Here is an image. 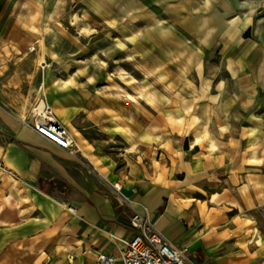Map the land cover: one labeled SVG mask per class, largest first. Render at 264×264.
I'll list each match as a JSON object with an SVG mask.
<instances>
[{"label":"crops","instance_id":"1","mask_svg":"<svg viewBox=\"0 0 264 264\" xmlns=\"http://www.w3.org/2000/svg\"><path fill=\"white\" fill-rule=\"evenodd\" d=\"M3 1L0 264L119 259L135 211L196 264H264V29L255 11L237 0ZM216 48L234 51L224 62L235 75L214 93L215 77L191 89L190 71ZM40 52L53 66L42 75L46 100L74 138L94 149L120 129L134 134L126 170L104 149H86L84 164L11 114L20 110L14 88L37 74L21 66ZM121 62L140 72L126 93L115 87L125 76L109 66ZM173 123L184 132L175 141ZM114 183L126 204L107 186Z\"/></svg>","mask_w":264,"mask_h":264},{"label":"rangeland","instance_id":"2","mask_svg":"<svg viewBox=\"0 0 264 264\" xmlns=\"http://www.w3.org/2000/svg\"><path fill=\"white\" fill-rule=\"evenodd\" d=\"M3 0H0V6L3 4ZM237 4L239 8H250L255 11V21L256 23L262 22V28L264 29V0H237ZM78 9V7H76ZM252 13V12H249ZM246 13L243 14V17H245ZM46 34L47 36L49 35V27L47 26L46 28ZM81 32L79 31L78 33L76 32H70V34H80ZM83 34L85 32H82ZM246 37H252L251 32L247 33ZM37 45H32L30 48L35 47ZM31 52V51H30ZM234 51H231L229 48H216V49H211L209 52L206 54V62L197 65L195 68H193L190 71V87L191 89L193 88L195 91L196 90H203L205 88V82L209 77L214 78L211 82L210 85V92L214 93L215 92V84L218 81H224L226 82L228 77H229V71H235L232 68V65L230 63H225L224 61L229 58L231 54H233ZM37 53V51H35ZM261 56L264 55V48L260 50ZM45 60L46 64L41 65L42 61ZM228 65H231V69L228 68ZM44 66V67H43ZM104 66L106 67L107 65H104L102 63H98L97 67L98 69ZM111 66V72H117L119 71L120 74H123L121 76H125L124 78H121V81L119 82V85L115 83L116 88H120L126 92H130V87L134 83H137L135 79L140 78V72L139 70L135 69L134 65L128 64V62H121V65L113 64L109 65ZM121 66V67H119ZM49 67H53L51 63L45 58L42 52H40L39 55H37V59L34 62V65L32 64H24L21 66L22 73H25V70L28 72L36 70L37 74L33 78H29L28 76L26 77V80L23 81L22 87H15L14 89H18L20 95L18 97L14 98V103L15 105H18L20 110L15 111V113H11L14 116L16 114H20L22 117H28L30 115L32 106L30 103H34L36 98L39 97V95L44 93V88H43V80H42V75L44 72V69H48ZM136 67H138L136 65ZM24 70V71H23ZM178 71L176 68H174V72ZM118 82V81H116ZM112 83V82H111ZM110 83V84H111ZM189 83V82H188ZM188 85V84H186ZM24 94V96L22 95ZM31 94V96H29ZM45 94V93H44ZM26 95V96H25ZM132 99L130 95L126 96V99ZM129 106V104H127ZM195 115L197 113H194ZM200 115H203V113H199ZM159 116L161 114L159 113ZM194 116V115H193ZM25 117V118H26ZM173 128L169 129L168 136H172L174 138V141L176 139V136L182 137L183 135V128L181 127L180 124H175L173 123ZM119 130V129H118ZM165 130V129H164ZM84 135L87 134V130L83 129L81 131ZM89 135V134H88ZM78 137L80 140H78ZM75 141H76V149L79 151V157L80 161H82L84 164H90L89 159L85 155L86 149H90L93 151L96 150H101L104 149V151L107 152L110 163L113 165V167L116 170L123 171L126 170L129 166L132 165L134 162V153H137L136 151V141L134 134L131 132L129 128L126 129H120L119 130V137L115 139L112 143H110L108 146H104L101 144H95L94 149L92 145L87 143L84 138H81V136H77L75 134ZM139 154V153H138ZM157 156V153L154 152L153 155V160L155 163V158ZM161 157V154L159 153V158ZM145 160L151 161L150 158H145Z\"/></svg>","mask_w":264,"mask_h":264},{"label":"built area","instance_id":"3","mask_svg":"<svg viewBox=\"0 0 264 264\" xmlns=\"http://www.w3.org/2000/svg\"><path fill=\"white\" fill-rule=\"evenodd\" d=\"M34 51L35 48H31ZM43 60L41 65H45ZM44 67V66H43ZM32 130L46 138L60 149L80 161L76 141L68 128L61 123L51 105L46 100V95L41 92L34 101L30 115L24 119ZM117 199L123 204L127 199L122 195L120 183L107 185ZM71 214H76L75 207H69ZM130 228L133 236L126 242L119 259L105 254H100L97 264H196L190 256L187 247H179L171 242L166 235L159 231L150 221L147 214L135 211Z\"/></svg>","mask_w":264,"mask_h":264},{"label":"bare ground","instance_id":"4","mask_svg":"<svg viewBox=\"0 0 264 264\" xmlns=\"http://www.w3.org/2000/svg\"><path fill=\"white\" fill-rule=\"evenodd\" d=\"M228 68L231 69V65H228ZM232 73L235 75V73L232 71ZM53 108V107H52ZM54 110V109H53ZM55 112V111H54Z\"/></svg>","mask_w":264,"mask_h":264}]
</instances>
